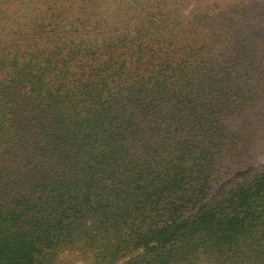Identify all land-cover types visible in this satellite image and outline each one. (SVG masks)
I'll return each mask as SVG.
<instances>
[{
    "label": "trees",
    "instance_id": "obj_1",
    "mask_svg": "<svg viewBox=\"0 0 264 264\" xmlns=\"http://www.w3.org/2000/svg\"><path fill=\"white\" fill-rule=\"evenodd\" d=\"M264 0H0V264H264Z\"/></svg>",
    "mask_w": 264,
    "mask_h": 264
},
{
    "label": "rangeland",
    "instance_id": "obj_2",
    "mask_svg": "<svg viewBox=\"0 0 264 264\" xmlns=\"http://www.w3.org/2000/svg\"><path fill=\"white\" fill-rule=\"evenodd\" d=\"M264 167V155H262L258 160H256L254 163L251 165L243 168L242 170H239L235 173L234 177H241L245 176L246 174L261 169Z\"/></svg>",
    "mask_w": 264,
    "mask_h": 264
}]
</instances>
